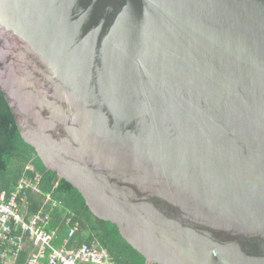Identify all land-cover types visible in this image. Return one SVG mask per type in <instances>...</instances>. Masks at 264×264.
<instances>
[{
  "label": "water",
  "instance_id": "water-1",
  "mask_svg": "<svg viewBox=\"0 0 264 264\" xmlns=\"http://www.w3.org/2000/svg\"><path fill=\"white\" fill-rule=\"evenodd\" d=\"M0 93L145 264H264V0H0Z\"/></svg>",
  "mask_w": 264,
  "mask_h": 264
},
{
  "label": "trees",
  "instance_id": "trees-1",
  "mask_svg": "<svg viewBox=\"0 0 264 264\" xmlns=\"http://www.w3.org/2000/svg\"><path fill=\"white\" fill-rule=\"evenodd\" d=\"M36 177L39 192H27L29 215L44 206L48 195L62 204L52 212L47 228L55 234V246L62 247L66 241L68 248L95 246L106 252L115 263L145 264L144 258L124 241L115 224L97 218L73 185L60 179L58 173L45 168L35 148L26 143L18 131L7 102L0 93V189L11 193L20 179L35 182ZM72 215L74 223H79L80 228L70 238L71 228L66 225V218ZM25 252L20 253L17 264L25 263L28 257Z\"/></svg>",
  "mask_w": 264,
  "mask_h": 264
},
{
  "label": "built area",
  "instance_id": "built-area-1",
  "mask_svg": "<svg viewBox=\"0 0 264 264\" xmlns=\"http://www.w3.org/2000/svg\"><path fill=\"white\" fill-rule=\"evenodd\" d=\"M29 170L32 171L31 168ZM39 192L37 177L34 181L20 179L15 189L9 193L0 189V262L11 264L18 261L29 243L32 251L25 264H119L109 255L95 246L84 245L80 248H68V241L62 247L55 246V234L47 230L55 208L62 206L47 196L44 206L29 215L27 192ZM72 238L80 228L74 223L73 215L66 218Z\"/></svg>",
  "mask_w": 264,
  "mask_h": 264
},
{
  "label": "crops",
  "instance_id": "crops-1",
  "mask_svg": "<svg viewBox=\"0 0 264 264\" xmlns=\"http://www.w3.org/2000/svg\"><path fill=\"white\" fill-rule=\"evenodd\" d=\"M26 246H27V247L25 248L24 251L27 252V254H28L27 256L29 257V255H30V253H31V251H32V248L30 247L29 243H27ZM26 252H25V253H26ZM28 257H27V259H28ZM27 259H26V261H27ZM26 261H25V263H26ZM17 262H18V261H16L15 263H11V264H17ZM25 263H24V264H25Z\"/></svg>",
  "mask_w": 264,
  "mask_h": 264
}]
</instances>
